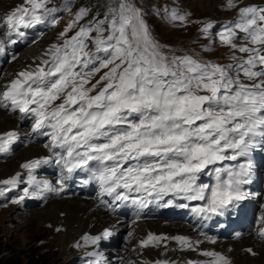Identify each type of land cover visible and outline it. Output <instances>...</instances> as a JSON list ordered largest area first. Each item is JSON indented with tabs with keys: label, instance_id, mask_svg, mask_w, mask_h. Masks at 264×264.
I'll list each match as a JSON object with an SVG mask.
<instances>
[{
	"label": "snow or ice",
	"instance_id": "1",
	"mask_svg": "<svg viewBox=\"0 0 264 264\" xmlns=\"http://www.w3.org/2000/svg\"><path fill=\"white\" fill-rule=\"evenodd\" d=\"M51 3L24 0L6 14L0 26L7 27L8 36L23 35L21 29L37 24L54 26L58 12L71 11L72 0H63L59 7H49ZM226 6L237 5L235 0H226ZM88 13L87 8H80L60 36L79 26L75 34L51 45L45 53L49 59L16 73L0 91V108L30 118L32 132L49 137L44 147L52 154L21 165L27 170L29 187L12 202L19 203L29 194L38 199L47 193L59 195L71 174L86 168L100 187L99 197L107 195L113 202L128 201L130 193H137L131 203L143 208L171 194L203 202L191 211L204 219L240 207L250 196L245 186L251 183L252 164L250 160L238 166L226 162L250 157L264 145V6L240 8L237 22L219 33L222 44L244 54L234 55L235 63L228 65L200 63L190 56L169 60L152 38L143 12L129 0H119L110 8V18L80 24ZM170 18L186 19L175 10ZM210 28V23L205 24L201 31L207 34ZM238 33L244 34L245 42L240 45L236 43ZM89 43L106 58L99 60V67L83 71L97 59L88 50ZM101 68L108 71L91 83ZM17 139L15 130L0 133V154L9 153ZM52 157L62 169L56 181L59 187L34 174ZM210 166H215V182L198 183ZM20 182L17 173L0 185L15 187ZM7 190L0 187V195ZM100 202L109 206L103 199ZM171 204L168 201L166 206ZM179 206L189 207L187 203ZM111 235L105 229L83 239L98 246ZM258 236L264 240V227ZM168 239L177 241L182 250L195 251L201 243L184 236L149 233L140 246L159 247ZM206 239L215 243L214 237ZM246 251L255 255L251 248ZM88 255L94 257L89 264L105 260L100 252ZM200 255L210 259L188 264H231L219 252L205 250ZM155 264L169 262L157 260Z\"/></svg>",
	"mask_w": 264,
	"mask_h": 264
},
{
	"label": "rangeland",
	"instance_id": "2",
	"mask_svg": "<svg viewBox=\"0 0 264 264\" xmlns=\"http://www.w3.org/2000/svg\"><path fill=\"white\" fill-rule=\"evenodd\" d=\"M1 1L2 0H0V2ZM4 1L6 3H15L13 7H11L12 9L18 5L24 4V0ZM129 2L141 9L143 12V18L149 27L152 38L159 44L160 51L167 56L169 60L173 57L190 56L200 63L221 65L231 64L233 61L232 57L234 55L239 57L240 53L237 52V54H235L233 49L222 44L219 38V33L221 32H214L213 26L209 29L207 34L202 32L201 29L205 24L210 23L212 25L217 20H226L227 18L236 15L244 5H252V3L245 2L244 0H235L237 6L235 8H227L226 0H210L211 3L218 5L219 11L225 15V17L220 18L218 14L214 15V17L213 15H210L211 10L215 5L200 7L198 5L193 6L179 3L177 0H129ZM62 3L63 0H52V3L48 6L59 7ZM118 3L119 0H72L71 11L58 12V22L52 29H36L38 34L33 38H30L27 45L38 40L43 34L44 35L39 43L41 42L45 47L50 48L53 44H61L64 39L74 35L75 31L78 30L79 26L68 32L67 36H60V33L64 32L67 25L75 19V13L78 12L80 8H87L85 4H91L92 7L90 9L87 8L89 13L80 21V24H87L89 21L94 22L95 20H105L106 16L110 18V8L116 7ZM11 8L9 9V12L11 11ZM173 10H175L177 14L185 16L186 19L184 21L172 20L170 14ZM232 24L233 23L231 22V25ZM105 27H107L106 23ZM93 35H95V33H93ZM88 50L94 53L95 57H99V60L106 58V54L103 52L97 53L94 45L91 43H89ZM19 53L21 55V51H19ZM45 59H49V56ZM96 67H99V62L94 61L92 69ZM77 70H79V68ZM106 71H108L107 68H101L99 72L95 73L90 78L91 83H95L99 80L100 76ZM3 78L4 75L0 79L3 80ZM90 86V84L86 85V87ZM100 86L102 85H98V88ZM91 94H95V92ZM0 109L16 117V121L22 120V114L19 112L13 113L3 108ZM31 134L32 137H30V141L14 143L11 146V151L9 153L0 154V162L15 161L20 155L23 146L40 144L44 147L46 143L40 138H36L35 136L37 133H33L32 129ZM43 154H45V151ZM43 154L37 155L38 157L35 156L30 159H25L22 161V164H24L25 161L27 162L39 158L43 156ZM90 166H96L95 162H91ZM21 170H23V168L16 171V173L22 172ZM16 173L14 176H16ZM25 178H27L26 172L23 173V176H20L21 182L24 181ZM19 188L20 187L16 188V186L12 187L9 199L6 200L4 204L0 203V260L11 255L15 262L21 264H74V257L76 254L71 257L70 255L61 252L60 247H55L53 244L47 242L51 237L52 231L39 229L37 227V225L40 224L38 219L29 220L26 218L27 215L21 216L27 212H29L28 215H33L35 212L43 210L45 204L43 206L19 207L18 203L12 202L13 200H18L20 194H24V192L18 191ZM13 206L16 207V209H14ZM3 212L4 214H2ZM25 228H28L30 234L23 237ZM122 239L124 238H118V240ZM127 241L128 239H125L124 241H119L120 244L119 242L118 244L122 248L123 246H121V244L126 243ZM111 248L114 249L116 247L113 246ZM121 260L122 259H120L119 262ZM152 264H155V261ZM185 264H188V262H185Z\"/></svg>",
	"mask_w": 264,
	"mask_h": 264
},
{
	"label": "bare ground",
	"instance_id": "3",
	"mask_svg": "<svg viewBox=\"0 0 264 264\" xmlns=\"http://www.w3.org/2000/svg\"><path fill=\"white\" fill-rule=\"evenodd\" d=\"M244 1L252 2L253 5L264 2V0ZM177 2L193 6L198 5L200 7L215 5L210 0H177ZM14 4L13 2L6 3L2 0L0 2V17L9 13V9ZM217 14L220 18L225 17L219 11L218 5H215L210 15L214 17ZM43 35L32 44L22 48L21 55L19 53L4 68L3 80L5 84L13 79L16 73L28 68H34L42 59L47 57L45 53L49 47H45L41 42L39 43ZM235 54H237L236 51ZM16 122V117L0 109V133L16 128ZM44 151V147L40 144L23 146L20 155L15 161L0 162V181L12 178L16 171L22 169V161L43 154ZM43 205L45 206L43 210L35 212L33 215H28L29 212H27L21 216L27 215L26 218L29 220L38 219L40 221V224L37 225L39 229L52 231L51 237L47 242L53 244L55 247H60L61 252L71 257L74 254L77 256L82 253L94 252L93 249H97V252L103 253V249L98 251L97 245L86 242L83 237L100 235L105 229H112L121 232L124 239L119 240L120 242L128 239L126 243L121 244L122 248L119 245L120 242L114 248L122 255V260L117 264H152L156 260L168 261L169 264H185L188 261L204 262L210 259L209 257L200 255V252L205 250L219 252L227 256L231 264H264V241L256 239L252 234L239 237L235 240H220L215 238V243H211L206 239V237L210 236L197 233L191 230L188 225L178 221H166L160 218L137 219L127 224L97 208L95 201L91 198L71 195L48 200ZM14 206L13 208L16 209ZM149 233L169 238L184 236L193 242L201 241V243L195 251L182 250L177 241L173 239L166 240L159 247L150 245L149 247L142 248L140 241L146 239ZM28 234L30 232L28 228H25L23 237ZM249 248L253 250L255 255L246 251Z\"/></svg>",
	"mask_w": 264,
	"mask_h": 264
},
{
	"label": "trees",
	"instance_id": "4",
	"mask_svg": "<svg viewBox=\"0 0 264 264\" xmlns=\"http://www.w3.org/2000/svg\"><path fill=\"white\" fill-rule=\"evenodd\" d=\"M85 6L88 9H90L92 7L91 4H85ZM12 257L13 256H11V255L6 256L4 259L0 260V264H21V263L15 262Z\"/></svg>",
	"mask_w": 264,
	"mask_h": 264
}]
</instances>
